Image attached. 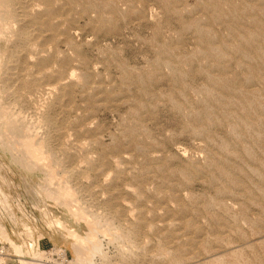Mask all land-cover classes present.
<instances>
[{
    "label": "rangeland",
    "instance_id": "374dc122",
    "mask_svg": "<svg viewBox=\"0 0 264 264\" xmlns=\"http://www.w3.org/2000/svg\"><path fill=\"white\" fill-rule=\"evenodd\" d=\"M11 2L18 11L0 31L3 264L30 260L11 241L27 250L34 239L91 264L70 232L86 237L88 217L101 226L93 264H264V0ZM22 14L51 24L34 32ZM19 29L24 47L12 41ZM11 112L51 159L28 162ZM67 185L73 203L57 199Z\"/></svg>",
    "mask_w": 264,
    "mask_h": 264
},
{
    "label": "bare ground",
    "instance_id": "6f19581e",
    "mask_svg": "<svg viewBox=\"0 0 264 264\" xmlns=\"http://www.w3.org/2000/svg\"><path fill=\"white\" fill-rule=\"evenodd\" d=\"M17 1H19V0H17ZM25 2V1H24ZM28 2V1H27ZM46 3V2H45ZM26 4V3H25ZM43 4V3H42ZM12 2H11V0H0V31L1 30H4L3 28H5L6 26H5V22L6 21H8V20H11L12 19V17H14V14L13 13H16L18 10V8H19V6H18V8L17 7H15V6H13L12 7ZM16 5V4H15ZM20 5V4H19ZM41 6V5H40ZM17 8V9H16ZM22 8V7H21ZM42 9H44V7H42ZM24 10V9H23ZM39 10H41L40 9V7H39ZM34 11H35V9H34ZM38 11V10H37ZM50 11V10H49ZM24 12H25V10H24ZM24 12H23V14H24ZM137 12V11H136ZM34 13V12H33ZM138 13V12H137ZM23 14H22V17L21 18H17L16 19V21H19V22H24V21H29V23L31 24V26H34V27H32V28H34V32H37V31H40V27H39V25L38 24H41V25H50L51 24V22H50V20L49 19H45V20H39V18L38 17H34L33 19H30V20H27V17H24L23 16ZM26 14V13H25ZM35 14V13H34ZM27 15H29L28 13H27ZM36 15V14H35ZM64 16V15H63ZM73 16V15H72ZM95 16V15H94ZM29 17V16H28ZM15 19V18H14ZM263 19V18H262ZM206 20V19H205ZM14 21V20H13ZM12 21V22H13ZM15 21V22H16ZM25 22V23H26ZM5 23V24H4ZM59 23V22H58ZM8 24V23H7ZM6 24V25H7ZM9 24H11V23H9ZM8 24V25H9ZM57 24V23H56ZM7 25V26H8ZM15 25V24H14ZM18 25V24H17ZM5 26V27H4ZM10 26V25H9ZM13 26V25H12ZM9 28V27H8ZM11 28V27H10ZM7 28H5V31H8V30H6ZM18 29V28H17ZM31 29V28H30ZM10 30V29H9ZM14 30V29H13ZM16 30V29H15ZM32 30V29H31ZM18 31V30H17ZM17 31H15L16 33H15V39L14 40H12V38L11 39H8V40H12L13 42H15L16 44L18 43V45H20L21 47H24L26 44H28V41L25 39V33H24V31H20V29H19V31L17 32ZM11 32H12V30H11ZM8 33V32H7ZM1 34H4V32L2 33L1 32ZM10 34V33H9ZM13 34V33H12ZM40 34V33H39ZM202 34H204L203 32H202ZM2 35H0V39L2 38V37H4V36H6V35H4V36H2ZM11 37H13V36H11ZM8 38V37H7ZM10 38V37H9ZM14 38V37H13ZM29 39V38H28ZM55 41V40H54ZM42 42V41H41ZM7 43H9V42H7ZM12 44V43H11ZM30 45V44H29ZM14 46V45H13ZM12 46V47H13ZM36 46V45H35ZM34 46V47H35ZM34 47H33V49H34ZM37 47V46H36ZM212 47V46H211ZM21 50H22V48H21ZM36 50H38V49H36ZM1 51V50H0ZM13 51V50H12ZM18 51V50H17ZM14 52V51H13ZM45 52V51H44ZM9 53V52H8ZM37 53V52H36ZM39 53H40V50H39ZM39 53L38 54H36V55H39ZM1 54V53H0ZM7 54V53H6ZM18 54V53H17ZM248 54H249V52H248ZM24 55V54H23ZM46 55V54H45ZM49 56H50V54H48ZM17 56V55H16ZM250 56V55H249ZM27 57V56H26ZM40 57V56H39ZM43 57V56H42ZM41 57V58H42ZM63 57V56H62ZM65 57V56H64ZM17 58V57H16ZM44 58V57H43ZM5 59H6V57H5ZM31 59H32V57H31ZM60 59H61V57H60ZM34 60H36V59H34ZM39 60V59H38ZM62 60V59H61ZM2 61V60H1ZM18 61V60H17ZM65 61V60H64ZM14 62V61H13ZM27 62H28V60H27ZM1 63V62H0ZM4 63H6V60H5V62H3V65H6V64H4ZM10 63V62H9ZM19 63V62H18ZM2 64V63H1ZM0 64V65H1ZM16 64H17V62H16ZM32 64V63H31ZM3 65H2V67H0V69L1 68H3ZM16 67V66H15ZM15 67H13V66H10V67H8L7 69H5V70H3L2 71V73L3 74H5L6 75V77L7 78H9V77H13V76H15L16 74H17V72H15L16 71V69H15ZM55 67H56V65H55ZM64 68V67H63ZM35 69V68H34ZM21 71V70H20ZM36 71V70H35ZM51 71V70H50ZM49 71V72H50ZM32 72V71H31ZM66 72V71H65ZM73 72V71H72ZM1 73V72H0ZM63 73V72H62ZM83 73V72H82ZM48 74V73H47ZM192 74V73H191ZM1 75V74H0ZM72 75H74V73H72ZM71 75V76H72ZM77 75H79V72H78V74ZM80 75H84V74H80ZM75 76V75H74ZM85 76H86V74H85ZM1 77V76H0ZM34 77V76H33ZM40 78H41V76H39ZM29 78H31V77H29ZM28 78V79H29ZM73 78V77H72ZM79 78V77H78ZM82 78V77H81ZM87 78V77H86ZM9 80H12V79H10L9 78ZM22 80V79H21ZM80 80V79H79ZM78 80V81H79ZM82 80V79H81ZM70 81V80H69ZM85 81V80H84ZM82 82H83V80H82ZM20 83V82H19ZM59 83V82H58ZM21 85V84H20ZM251 85V84H250ZM4 86V85H3ZM9 87H11V86H9ZM14 87V86H13ZM61 87V86H60ZM97 87V86H96ZM51 88V87H50ZM80 88V87H79ZM9 89H11V88H9ZM194 89V88H193ZM6 90V89H5ZM38 90H39V88H38ZM8 91V90H7ZM57 91V90H56ZM78 91V90H77ZM59 92V91H58ZM92 92V91H91ZM49 93V92H48ZM17 94H18V92H17ZM60 94V93H59ZM68 94V93H67ZM92 94V93H91ZM7 95V94H6ZM45 96V95H44ZM31 97V96H30ZM41 98V97H40ZM40 98H38V99H40ZM53 98V97H52ZM41 100H43V99H41ZM53 101V100H52ZM42 102V101H41ZM66 102V101H65ZM0 103H1V100H0ZM46 103H48V102H46ZM50 103V102H49ZM12 104V103H11ZM38 104V103H37ZM56 104V103H55ZM2 105V104H1ZM10 105V104H9ZM9 105H7L6 104V106L8 107ZM25 105V104H24ZM27 105H29V104H27ZM36 105V104H35ZM49 106V105H48ZM13 107V106H12ZM47 107V106H46ZM48 108V107H47ZM7 109H9L10 110V108L8 107V108H4V109H2L1 111L3 112V114H1V119H3V116L2 115H5L6 116V118L8 117L7 116V112H8V110ZM14 109V108H13ZM43 109H45V108H43ZM50 109V108H49ZM11 111V110H10ZM14 111L15 110H13V113H14ZM16 112V111H15ZM9 113V112H8ZM22 113V112H21ZM41 113V112H40ZM61 113V112H60ZM16 114V113H15ZM12 114V112H11V114H10V118H8V121L6 122L7 124H8V127L7 128H9V130L11 131V136H16L14 139H13V143H14V140H15V142H16V140H17V137L19 138L18 140H17V143L16 144H14V145H18L19 146V144L21 145L20 147H22V149H25V151H27V152H30V151H32L31 152V155H29L28 157H29V163H30V161H31V163L30 164H33V165H39L41 162H43L44 160L45 161H47V159H48V157H50L49 155H51V154H48V152H47V156L44 154L45 152L43 151V149L45 148L44 147V145H43V142L44 141H39V140H37V137L35 138L34 137V135L32 134V130H34V129H28V128H25L24 126L26 125H23V128H21V127H19L18 126V124H17V116H18V114H20V112L18 113V114ZM44 114V113H43ZM46 114V113H45ZM13 115H15L14 117H13ZM21 115V114H20ZM22 116V115H21ZM5 118V119H6ZM21 118H23V117H21ZM36 118V117H35ZM43 119H44V117H42ZM5 119H4V121H5ZM19 119V118H18ZM42 119V120H43ZM220 120H222L221 118H219ZM218 119V120H219ZM7 120V119H6ZM21 121H22V119H20ZM36 120V119H35ZM19 121V120H18ZM20 121V122H21ZM27 121V120H26ZM25 121V122H26ZM33 121V120H32ZM41 121V120H40ZM40 121L38 122H34V124H33V126H32V128H38V130L40 129V128H42V126L44 127L45 125H49V124H42V123H40ZM44 121V120H43ZM19 122V123H20ZM23 122V121H22ZM30 121H28V123H29ZM48 122V121H47ZM46 122V123H47ZM32 123V122H31ZM30 123V124H31ZM44 123H45V121H44ZM94 124V123H93ZM75 125V124H74ZM7 126V125H6ZM52 126V125H51ZM29 127H31V126H29ZM58 127V126H57ZM67 127V126H66ZM73 127V126H72ZM43 129V128H42ZM48 129V127L46 128V130ZM67 129V128H66ZM0 130H2L1 128H0ZM8 130V129H7ZM50 130V129H49ZM85 130V129H84ZM87 130V129H86ZM2 132V131H1ZM33 132H38V131H33ZM52 132H54V131H52ZM51 132V133H52ZM6 133V132H5ZM2 134H3V132H2ZM8 134V133H7ZM12 134H14V135H12ZM55 134V133H54ZM9 136V135H8ZM49 136V135H48ZM203 136V135H202ZM61 137V136H60ZM9 138H10V136H9ZM13 138V137H12ZM8 139V138H7ZM126 139V138H125ZM8 140H10V139H8ZM68 140V139H67ZM3 142H4V140H2ZM12 141V140H11ZM10 141V142H11ZM127 141V140H126ZM70 142V141H69ZM69 142H67V143H69ZM1 143V142H0ZM6 143V142H5ZM8 143V142H7ZM13 143H11V144H13ZM66 143V144H67ZM83 143H85V142H83ZM11 144H9L10 146H11ZM86 144H89V142L88 143H86ZM86 144H82V145H86ZM97 144V143H96ZM6 146H8V145H6ZM9 146V147H10ZM75 146V145H74ZM88 146V145H87ZM12 147V146H11ZM67 147V146H66ZM86 147V146H85ZM16 148V147H15ZM19 148V147H18ZM18 148H16V149H18ZM84 148V147H83ZM88 148V147H87ZM12 149V148H11ZM14 149V148H13ZM66 149H68L69 150V148H66ZM65 149V150H66ZM79 149V148H78ZM143 149V148H142ZM141 149V150H142ZM20 150V149H19ZM33 150H37L39 153H37L36 151H34L33 152ZM45 150V149H44ZM67 150V151H68ZM71 150H73V149H71ZM85 150H87L86 148H85ZM84 150V151H85ZM143 150H145V149H143ZM47 151V150H46ZM66 151V152H67ZM80 151H82L81 149H80ZM83 151V152H84ZM70 152H72V151H70ZM75 152V151H74ZM36 155H35V154ZM68 153V152H67ZM28 154H30V153H28ZM33 154V155H32ZM117 155V154H116ZM55 156V155H54ZM88 156V155H87ZM155 156V155H154ZM159 156V155H158ZM162 156V155H161ZM24 157V156H23ZM25 157H26V155H25ZM24 157V158H25ZM47 157V158H46ZM69 157V156H68ZM46 158V159H45ZM52 157H50V159H51ZM53 158H55V157H53ZM91 158H93L92 156H91ZM15 159V158H14ZM43 159V160H42ZM65 159V158H64ZM63 159V160H64ZM16 160V159H15ZM20 160V159H19ZM49 160V159H48ZM68 160H69V158H68ZM88 160H90L89 158H88ZM93 160H95V158L93 159ZM115 160V159H114ZM117 160H119V159H117ZM147 160V159H146ZM20 161H22V160H20ZM122 161V160H121ZM27 162V161H26ZM64 162V161H63ZM199 162V161H198ZM55 163V162H54ZM96 163V162H95ZM122 163V162H121ZM49 164H50V162H49ZM48 164V165H49ZM52 164V163H51ZM65 164V163H64ZM118 164V163H117ZM149 164V163H148ZM67 165V164H66ZM51 166V165H50ZM118 166V165H117ZM121 166H122V164H121ZM28 167V166H27ZM30 167V166H29ZM34 167V166H33ZM33 167H31V168H33ZM48 167V166H47ZM30 168V169H31ZM34 168H36V167H34ZM33 168V169H34ZM38 168V167H37ZM44 168H46V166L44 167ZM120 168V167H119ZM118 168V169H119ZM122 168V167H121ZM159 169V168H158ZM42 170H43V168H42ZM44 170H46V169H44ZM43 170V171H44ZM51 170V169H50ZM53 170V169H52ZM51 170V173H50V171H49V173H50V179L51 180H56V181H58V183H59V181L60 180H58L57 178H55V179H53V177L51 178V176H53V171ZM48 171V170H47ZM135 171H136V169H135ZM152 171V170H151ZM57 172V171H56ZM67 172V171H66ZM202 172V171H201ZM101 173V172H100ZM45 174V173H44ZM48 174V173H47ZM52 174V175H51ZM46 175V174H45ZM56 175H59V173H57V174H55V176L54 177H58V176H56ZM144 175V174H143ZM60 177H61V175H59ZM117 176V175H116ZM47 177H48V175H47ZM200 177V176H199ZM61 178H63V177H61ZM66 178V177H65ZM63 180V179H62ZM65 180H67V179H65ZM64 180V181H65ZM135 180V179H134ZM47 181V180H46ZM226 181V180H225ZM51 182V181H50ZM53 182H55V181H53ZM61 182H63V181H60V183ZM65 182H67V181H65ZM72 183V182H71ZM52 184V183H51ZM67 184V183H66ZM66 184H64V185H66ZM50 185V184H49ZM54 185V184H53ZM62 185V184H61ZM68 185H69V183H68ZM68 185H67V187H68ZM45 186H47V185H45ZM55 186V185H54ZM53 186V187H54ZM56 186H58V184L56 185ZM63 186V185H62ZM62 186H60V187H62ZM52 187V186H51ZM46 188V187H45ZM56 188H59V187H56ZM55 188V189H56ZM47 189V188H46ZM72 188H71V186H69L68 188H66V186L65 187H62V188H59L58 189V197H57V199L59 198V196H61V199H62V201L63 200H65V201H67V202H72V200H74V195L76 196V194L74 193L75 191H73V190H71ZM50 190V189H49ZM51 190H52V188H51ZM47 191V190H46ZM150 191V190H149ZM48 192V191H47ZM52 192H54V190H52ZM56 193V192H55ZM74 193V194H73ZM51 194H53V193H51ZM57 194V193H56ZM141 194V193H140ZM139 194V195H140ZM49 195V194H48ZM47 195V196H48ZM55 195V194H54ZM72 195H73V197H72ZM220 195V194H219ZM226 195V194H225ZM161 196V195H160ZM49 197V196H48ZM53 197V196H52ZM51 197V198H52ZM71 197V198H70ZM142 197V196H141ZM179 197V196H178ZM64 198V199H63ZM226 198V197H225ZM69 199H72V200H69ZM75 199H77V198H75ZM69 200V201H68ZM78 200V199H77ZM59 201V200H58ZM61 201V202H62ZM75 201V200H74ZM73 201V202H74ZM67 202H66V205L68 206V204H67ZM70 202V203H71ZM72 202V203H73ZM78 202V201H77ZM80 203H81V201H79ZM86 202V201H85ZM76 203V202H75ZM79 203V204H80ZM64 204V203H63ZM77 204V203H76ZM82 204V203H81ZM214 204V203H213ZM65 205V204H64ZM216 205V204H215ZM71 206V205H70ZM69 206V207H70ZM73 206V205H72ZM82 206V205H81ZM74 207H76V206H74ZM73 207V208H74ZM78 207V206H77ZM214 207V206H213ZM212 207V208H213ZM72 208V209H73ZM75 209V208H74ZM87 209V208H86ZM215 209V208H214ZM77 210V209H76ZM78 212H77V214L78 215H80V216H83V214H84V217H85V215H86V213H87V210H86V213H83V209L81 210V211H79V208H78V210H77ZM91 211V210H90ZM210 211H211V209H210ZM216 211V210H215ZM73 212H75L76 213V211H73ZM120 213V212H119ZM118 213V214H119ZM184 213V212H183ZM235 213V212H234ZM241 213V212H240ZM88 214V213H87ZM91 214V213H90ZM89 214V215H90ZM93 215V214H92ZM97 216V215H96ZM89 219H87L88 221V225H89V227H90V232L87 234V236L86 237H82V236H80L79 235V233H77L76 231H74V230H70V232H71V235H73V237L75 238H73L74 239V250H75V252H76V254H77V256L80 258V256L82 257V260H80L79 262H83V261H85L84 259H83V254L85 255V252L87 253L86 254V257H88L87 255H89V254H92V255H89V256H93V255H95L97 252H99L100 250H102L101 249V245H100V243H98L95 239H97V238H95L94 236H97L96 234H97V231L98 230H100V229H98V227L100 226L99 224H98V220H95V219H93L92 217H88ZM102 220V219H101ZM107 220V219H106ZM107 222V221H106ZM110 222V221H109ZM102 222H100V224H101ZM108 223V222H107ZM106 223V224H107ZM104 226V225H103ZM108 226V225H107ZM101 227V226H100ZM99 227V228H100ZM110 227V226H109ZM1 232L0 233H2V235L3 234H5V229L1 226ZM107 228V227H106ZM105 228V230L104 231H107V229ZM103 227H102V232H104L103 231ZM96 232V233H95ZM138 232V231H137ZM99 233V232H98ZM95 234V235H94ZM105 234V233H104ZM122 234H124V233H122ZM118 236V235H117ZM119 236H121V235H119ZM124 236V235H123ZM122 236V237H123ZM3 238H4V236H2ZM93 237H94V239H93ZM7 240H10V239H8V238H6ZM92 240H94L93 242H92ZM11 241V240H10ZM11 244H12V248H13V250L14 251H16L17 253H18V255L19 254H21V255H26V254H31L32 255V253H33V250H32V248H27V250L24 248V246L23 245H19V244H17V243H15V242H13V241H11ZM103 247V246H102ZM33 248H34V245H33ZM167 251V250H166ZM89 253V254H88ZM223 253V252H222ZM36 255H37V253H35ZM102 254V253H101ZM23 256H21V257H23ZM30 256V255H29ZM91 257L89 258L90 259V262H91V264H93V259L91 260ZM96 257V256H95ZM94 257V258H95ZM24 258V257H23ZM26 258V257H25ZM215 258V257H214ZM3 258L2 257H0V264H3ZM214 261L215 262H217V264H224V259L223 258H215L214 259ZM74 261H72V262H70V264H72ZM21 264H36L35 262H31L30 260H28L27 258L26 259H21ZM80 264V263H79ZM82 264V263H81Z\"/></svg>",
    "mask_w": 264,
    "mask_h": 264
},
{
    "label": "built area",
    "instance_id": "2783aa9c",
    "mask_svg": "<svg viewBox=\"0 0 264 264\" xmlns=\"http://www.w3.org/2000/svg\"><path fill=\"white\" fill-rule=\"evenodd\" d=\"M9 200V194L6 193L4 187L0 183V226L3 225L6 228V223L10 218V214L7 211V203ZM34 245V248H33ZM33 253L30 255V261L36 264H70L71 256L66 248L42 245V239H37L30 243ZM6 248L0 249V255H7ZM37 253V255L35 254Z\"/></svg>",
    "mask_w": 264,
    "mask_h": 264
},
{
    "label": "trees",
    "instance_id": "16d2710c",
    "mask_svg": "<svg viewBox=\"0 0 264 264\" xmlns=\"http://www.w3.org/2000/svg\"><path fill=\"white\" fill-rule=\"evenodd\" d=\"M45 247L47 248V247H49V245H45Z\"/></svg>",
    "mask_w": 264,
    "mask_h": 264
}]
</instances>
